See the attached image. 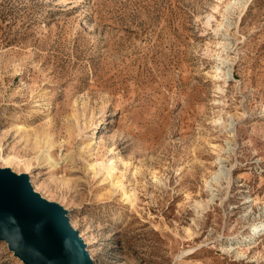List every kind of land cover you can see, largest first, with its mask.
Wrapping results in <instances>:
<instances>
[{
	"label": "rangeland",
	"instance_id": "374dc122",
	"mask_svg": "<svg viewBox=\"0 0 264 264\" xmlns=\"http://www.w3.org/2000/svg\"><path fill=\"white\" fill-rule=\"evenodd\" d=\"M0 168L90 264H264V0H0Z\"/></svg>",
	"mask_w": 264,
	"mask_h": 264
},
{
	"label": "water",
	"instance_id": "95a60500",
	"mask_svg": "<svg viewBox=\"0 0 264 264\" xmlns=\"http://www.w3.org/2000/svg\"><path fill=\"white\" fill-rule=\"evenodd\" d=\"M0 238L27 264H90L64 212L6 171L0 172Z\"/></svg>",
	"mask_w": 264,
	"mask_h": 264
},
{
	"label": "bare ground",
	"instance_id": "6f19581e",
	"mask_svg": "<svg viewBox=\"0 0 264 264\" xmlns=\"http://www.w3.org/2000/svg\"><path fill=\"white\" fill-rule=\"evenodd\" d=\"M101 126V125H100ZM95 127H97V126H95ZM50 135V134H49ZM50 138V137H49ZM42 140V139H41ZM49 140V139H48ZM93 140V139H92ZM46 142H47V140H46ZM49 142V141H48ZM49 146H53V145H51V144H49ZM44 153H45V150L43 151ZM47 154V153H46ZM48 155V154H47ZM49 156V155H48ZM46 157V156H45ZM49 158V157H48ZM52 161V160H51ZM50 161V162H51ZM54 161V160H53ZM54 164H55V162H54ZM56 165V164H55ZM106 165V164H105ZM53 166V165H52ZM101 169H103V170H105V175L106 176H109V175H111V173H112V171H114V169H115V161L113 160V158L111 159V163L108 165L107 164V166H100L99 167V170H101ZM220 169V168H219ZM0 172H3V170H1V168H0ZM98 171H96V173H97ZM219 176H220V173H216L214 176H213V180L214 181H216V184L218 183V178H219ZM34 195H36L34 192H32ZM128 197V196H127ZM42 200V199H41ZM262 227H264V222H259V223H257V224H254V225H252L251 226V229H252V231L250 232V234H249V236H248V238H250L249 239V241L248 242H251L252 241V239L254 238V233L255 232H257V230L259 229V228H262ZM243 238V237H242ZM241 238V239H242ZM247 238V239H248ZM79 240L82 242V240L79 238ZM243 242H246V240H237L236 241V243H243ZM82 244L83 245H86L85 243H83L82 242ZM86 250V253H87V255L89 256V259H90V251L89 250H87V248H85ZM240 254H242V253H240ZM90 262H91V260H90Z\"/></svg>",
	"mask_w": 264,
	"mask_h": 264
}]
</instances>
